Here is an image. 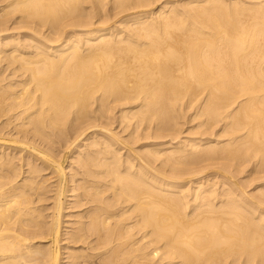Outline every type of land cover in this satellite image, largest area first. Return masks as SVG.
Returning <instances> with one entry per match:
<instances>
[{
  "label": "bare ground",
  "instance_id": "obj_1",
  "mask_svg": "<svg viewBox=\"0 0 264 264\" xmlns=\"http://www.w3.org/2000/svg\"><path fill=\"white\" fill-rule=\"evenodd\" d=\"M0 65V264H264V0H0Z\"/></svg>",
  "mask_w": 264,
  "mask_h": 264
},
{
  "label": "rangeland",
  "instance_id": "obj_2",
  "mask_svg": "<svg viewBox=\"0 0 264 264\" xmlns=\"http://www.w3.org/2000/svg\"><path fill=\"white\" fill-rule=\"evenodd\" d=\"M0 66H1V65H0ZM7 131H8V129H7V130H3L2 132H0V141H1V142H0V144H1V145H0V153H1V151L6 152V153H9V154L12 153L11 155H13V154H15V155L17 154V155H18V154L20 153L21 156H22V155H26V154H28L27 156H25V158H29V159L31 158L30 160H36L39 164H38L36 161H35V162H36V164L38 165L39 168L41 167V171H42L43 168H44V170L41 172V176H43V177L53 176L54 178L57 176V177H56L57 179H56V178H55L54 180H53V178H52V180L50 179L51 182H52V183H51V187L53 186L52 189L56 188V186H54V185H57V182H56V183H54V182H55L56 180L58 181V179H59L60 177L57 175L56 172H53L54 169H53V167H52L48 162H44V164H43V161H41V159H36L37 156H39V155L41 156L42 154H41V153H38V152H37L36 150H34V149L29 148V146L26 145V144H24V143H20V142H17V143H16V142L12 141V140L10 139V137L12 138V135H9V134H11L12 131H11L10 133L7 132ZM3 133H4V135H6V136H4ZM5 133H6V134H5ZM7 133H9V134H7ZM1 134H2V135H1ZM189 134H190V135H191V134L193 135V133H189ZM7 135H8V137H7ZM1 136H3V137H1ZM9 136H10V137H9ZM6 137H7V138H6ZM15 137H16V135L13 134V138H15ZM2 138H3V139H2ZM9 139H10V140H9ZM11 141H12V143H11ZM9 142H10V143H9ZM63 142H65V141H63ZM4 143H5V144H4ZM6 143H7V144H6ZM14 143H16V144H14ZM61 143H62V142H61ZM127 144H128V145H127L128 147H130V148L133 149V147H131V146H133V144H132V145H131L130 143H127ZM6 145H7V147H6ZM9 145H10V146H9ZM11 145H12V146L14 145L15 147H14V146L11 147ZM8 146H9V147H8ZM27 146H28V147H27ZM56 146H57V147H56ZM56 146H55V147H56L57 149H60V150L57 151L56 148H55L56 150H54V149H53V150L55 151V153H57V152L59 153V151H60V153H59L60 156H61V154H62V153H61V152H62L61 150H63V155H62L61 157L64 158V159L60 158V160L62 159V160H63V164L65 165V164L67 163V161L69 160V158H71V157H70V155H71V153H70L71 148L68 149V148L60 147V146H61L60 143H59L58 145L56 144ZM72 146H74V145H72ZM22 147H23V148H22ZM59 147H60V148H59ZM13 148H16V149H15L16 151H15ZM25 148H26V149H25ZM27 149H28L29 151H28ZM30 149H31V150H30ZM65 149L68 150V151H66ZM4 150H6V151H4ZM10 150H11V151H10ZM24 150H25L26 152H25ZM33 150H34V151H33ZM64 150H65V152H64ZM69 150H70V151H69ZM18 151H19V152H18ZM23 151H24L25 153H24ZM21 152H22V154H21ZM28 152H29V153H28ZM33 153H35V154H33ZM32 154H33V155H32ZM36 154H37V155H36ZM59 154H58V155H59ZM66 154H67V155H66ZM17 155H16V156H17ZM20 155H18V157H20ZM34 155H36V157H35ZM33 156H34V157H33ZM66 156H67V157H66ZM33 158H34V159H33ZM50 158H51V157H50ZM52 158H53V157H52ZM54 158H55V157H54ZM57 158H59V157H57ZM38 160H40L41 162L38 161ZM65 160H66V161H65ZM40 163H41V165H40ZM47 163H48V165H47ZM42 164H43V165H42ZM42 166H43V167H42ZM44 166H45V167H44ZM49 166H50V167H49ZM25 167H27V165H25ZM25 167H24V168H25ZM47 167H48V169H47ZM45 169H46L48 172L45 171ZM49 169H50V170H49ZM52 169H53V170H52ZM50 171H51V175H50ZM44 172H45V173H44ZM67 175H69V173H68ZM67 175H66V176H67ZM41 176H40V177H41ZM67 177H68V176H67ZM63 178H64V176H63ZM63 178H62V187H63L64 189H66L65 187H67L66 185H67L68 183L65 182V180H63ZM64 179H65V178H64ZM53 181H54V182H53ZM53 183H54V185H53ZM248 190H249V189H248ZM54 192H55V190H54ZM54 192H53V191L50 192L51 194L48 193V194H49V195H48V196H49L48 199H46V201H43V202H42V204L47 203V204H44V205L50 207V208H48V210H45V213H46V214H48L50 211H52V206H53V202H54V198H53V196H52V193H53V195H54ZM50 197H52L53 199L50 198ZM49 198H50V199H49ZM47 201H49V203H48ZM72 201H73V200H71V201L69 200V202L67 201L69 204H67V203H66V204H65V203L63 204V206H65V207H63V211H64L63 213H64V215H63V217H62L63 222L65 221V223H64L65 225L62 223V226L64 225V226H63V230H66V229H67V230H70V229L73 227V225H74L73 222H74V220H76L75 218H78L77 215H76V216H74V215H75V213H77V212H75V211H77V210L80 209V208H78L77 206H76V208H75V204H74ZM50 202H52V203H51L52 205H50ZM66 205H67V206H66ZM68 205H69L71 208H70ZM68 207H69V208H68ZM64 208H68L70 211H69L68 209H64ZM72 208H73V209H72ZM74 208H75V210H74ZM77 208H78V209H77ZM81 208H82V206H81ZM65 210H66V211H65ZM67 210H68V211H67ZM71 211H72V212H71ZM74 212H75V213H74ZM66 213H67V214H66ZM69 213H74L73 216H74L75 218L72 217V215H69ZM66 215H68L67 218H66ZM70 216H71V218H70ZM68 217H69V218H68ZM73 219H74V220H73ZM68 220H69V224L66 223V222H68ZM71 220L73 221V222H72L73 224L71 223ZM70 223H71V224H70ZM67 224H68V225H67ZM66 225H67V226H66ZM69 225H70V226H69ZM67 227H68V228H67ZM64 228H66V229H64ZM62 233H63V234H62V240L65 239V237H66V239H67V234H64L65 231H63ZM45 238H46L45 240H50V237H45ZM66 239L63 240V241L61 240L62 242L60 241L59 243H55V242H54L55 244H54L53 242L51 243V241H50V243L52 244V246H53L54 248H55V247H59V246L62 247V250H61V251L63 252L62 254H64V255H62V256H66V254H67L68 251L70 250L67 246H70V245H71V247L75 246L77 249H79V248H81V247L83 246V244H84V246H83L82 248H85V249H86V247H88V244H85V243H82V242H81V243H80V242H77V243H76V242L70 241V238L67 239V241H66ZM39 240H41V239H39ZM48 242H49V241H48ZM71 242H72V243H71ZM44 243H47V242L45 241ZM60 243H61V244H60ZM74 243H75L76 245H75ZM78 243H79V244H78ZM47 244H48V243H47ZM58 244H59V245H58ZM62 244H63V245H62ZM81 244H82V245H81ZM79 245H80V246H79ZM64 246H65V247H64ZM77 246H78V247H77ZM98 250H100V249H98ZM89 251L92 252V253L97 252V250H94V251L89 250ZM64 258H65V257H64ZM64 258H63V259H64ZM95 258H96V257H95ZM94 260H95V263H94V264H102V263L99 262V260H98L97 258L94 259ZM89 262H90L89 264H92V263H93L92 261H89ZM61 264H67V263H66V262H63V263H61Z\"/></svg>",
  "mask_w": 264,
  "mask_h": 264
}]
</instances>
